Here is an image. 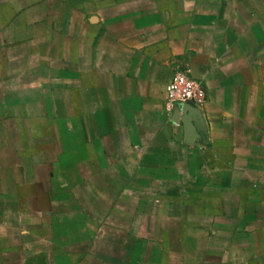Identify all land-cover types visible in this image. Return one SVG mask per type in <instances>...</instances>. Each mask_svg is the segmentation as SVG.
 Masks as SVG:
<instances>
[{
	"label": "crops",
	"instance_id": "obj_1",
	"mask_svg": "<svg viewBox=\"0 0 264 264\" xmlns=\"http://www.w3.org/2000/svg\"><path fill=\"white\" fill-rule=\"evenodd\" d=\"M0 264H264V0H0Z\"/></svg>",
	"mask_w": 264,
	"mask_h": 264
},
{
	"label": "built area",
	"instance_id": "obj_2",
	"mask_svg": "<svg viewBox=\"0 0 264 264\" xmlns=\"http://www.w3.org/2000/svg\"><path fill=\"white\" fill-rule=\"evenodd\" d=\"M206 99L203 86L190 78L186 71H177L166 87L165 107L172 109L180 104L191 102L202 105Z\"/></svg>",
	"mask_w": 264,
	"mask_h": 264
}]
</instances>
